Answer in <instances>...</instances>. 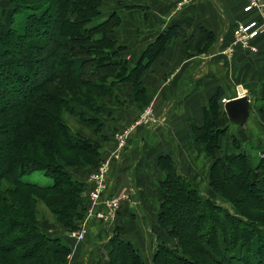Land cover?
<instances>
[{
    "label": "trees",
    "instance_id": "16d2710c",
    "mask_svg": "<svg viewBox=\"0 0 264 264\" xmlns=\"http://www.w3.org/2000/svg\"><path fill=\"white\" fill-rule=\"evenodd\" d=\"M8 1L9 22L0 23V264H68L71 248L41 230L39 207L68 231L80 226L89 204L87 176L106 152L97 139H107L97 116L101 103L117 99L116 84L127 81L140 113L153 97L140 75L177 37L179 26L158 33L131 62L112 34L119 25L116 12L92 24L102 16L101 0ZM223 92L208 98L204 121L192 124L191 132L212 159L208 187L227 205L203 197L169 154L157 156L165 177L157 183L156 217L175 243L159 241L151 264H264V151L254 162L233 136L236 151H222L220 138L231 123L220 103ZM66 114L92 127L95 137L72 130ZM32 171L51 182L25 179ZM77 171H85L86 180L77 178ZM111 171L109 196L118 192L117 170ZM123 234L117 227L109 238L108 264H146Z\"/></svg>",
    "mask_w": 264,
    "mask_h": 264
},
{
    "label": "crops",
    "instance_id": "0c3cea01",
    "mask_svg": "<svg viewBox=\"0 0 264 264\" xmlns=\"http://www.w3.org/2000/svg\"><path fill=\"white\" fill-rule=\"evenodd\" d=\"M101 2L102 20L116 12L119 25L112 34L119 45L125 46L123 55L131 62L137 61L143 49L165 28L178 25L179 33L140 75L147 92L153 93L151 102L144 108L148 109L152 122L134 126L125 158L111 171L117 170L113 175L116 189L128 194L131 204L124 203L112 222H91L88 240L77 244L72 243L73 238L62 225L54 224V234L43 231L59 237L71 248L69 264H108L106 253L111 247L107 239L118 225L124 231L123 238L135 245L141 258L149 264L157 237L146 218L151 217V227H159L157 183L165 177L157 166V156L169 154L181 174L202 191L206 189L210 193L207 197L214 195L208 187L212 159L206 155L204 145L194 142L191 132L192 124L203 123V108L208 98L223 89L220 103L224 109V101L238 94V86L249 98V119L242 125L228 124L227 133L220 138L223 152L233 146L229 140L232 136L264 145V33L251 39L249 48H234L233 55H226L222 51L233 42L236 25L259 17L257 11H243V0ZM125 6L134 7L125 9ZM205 30L211 34L209 37L203 33ZM130 92L131 85H117L116 94L121 102L112 110L105 134L112 125L130 124L139 113L140 106L133 102ZM109 143L104 142L105 150ZM84 174L85 171L75 172L77 178L86 180ZM135 213L140 216L132 218ZM160 229L169 237L165 229Z\"/></svg>",
    "mask_w": 264,
    "mask_h": 264
},
{
    "label": "rangeland",
    "instance_id": "374dc122",
    "mask_svg": "<svg viewBox=\"0 0 264 264\" xmlns=\"http://www.w3.org/2000/svg\"><path fill=\"white\" fill-rule=\"evenodd\" d=\"M10 9H11V3H10V1H8V0H0V23L2 24V25H7L8 24V22H9V14H10ZM99 20H102V18H97V21H94L92 24H95V23H97V22H99ZM116 60V59H115ZM40 69V71L41 72H44V69H41V68H39ZM119 70H121V68H118V70H116V71H119ZM125 71H128V70H125ZM118 84H121V85H127V86H129V85H131L129 82H127V81H124V82H120V83H118ZM118 84H116V86H115V88H116V91H117V85ZM125 91V90H124ZM123 90H122V92H124ZM118 97H120L119 95H118ZM118 97H117V99H113V98H111V100H108V99H106V100H104V102L102 101V109H101V111L99 112V113H97V116L99 117V119H100V121L103 123V127H104V129H105V124L106 123H109L108 122V118H110L111 117V114H112V110L113 109H115L114 107H115V105H119V103L118 102H121L119 99H118ZM141 112H143V110L141 111ZM140 112V113H141ZM140 113H138L139 115H140ZM138 114H137V116H138ZM64 119H65V121H66V123H68V125L72 128V130H74V131H80L83 135H86V136H90V137H95L92 133V130H93V128L92 127H86V126H81V125H78L77 123H76V119L75 118H73V117H71V116H69L68 114H66L65 116H64ZM249 119V118H248ZM243 124H245V123H243ZM236 125H239V124H236ZM236 125H234V126H236ZM242 125V124H241ZM117 127V126H116ZM114 125H112V127L110 128V130H109V132H108V134H105L104 133V136L105 137H107V141L108 142H110L109 143V147L107 148V150H106V152H105V149L106 148H104L106 145L104 144V142L106 141V140H104V139H102V137H98L97 139H99V141L101 142V146H102V149H101V146H100V150H102V153H103V151L105 152V154L103 153V156H102V158H101V160L99 161V163L101 162V161H105V160H107V159H110V161H109V163H110V169H109V173H110V171H111V167H112V165H113V162L115 161V159L113 158V159H111V153L113 152V150H114V148H115V145H116V139H117V132H118V130H117V128H116ZM237 128V127H236ZM103 130V129H102ZM102 132V134H103V131H101ZM111 136V139L109 140V137ZM229 140H231V137H230V139ZM240 140V143L242 144L241 145V148L242 149H245V151L248 153V155H250V157H252L253 158V161L255 162V161H257L258 160V155H259V153L261 152V151H264V145H262V144H260V143H258L257 141H255V140H253V139H249V140H241V139H239ZM230 144H231V142H230ZM229 152H235L236 151V149L234 148V146H232L231 147V149H229L228 150ZM125 158V152L122 154V157H121V159L119 160V162H122L123 161V159ZM116 163V162H115ZM149 166V165H148ZM95 170V169H94ZM93 170V171H94ZM92 172V171H91ZM90 172V173H91ZM109 173H107V175H106V177H108L109 176ZM231 177H233V174H232V176ZM24 178L25 179H28V180H34V181H37L39 184H41V185H45V184H48V183H50L51 182V180L50 179H48L47 177H44L43 175H42V173L41 172H38V171H32L31 173H29V174H27V175H25L24 176ZM233 181L234 182H237V181H235V179H233ZM108 182L110 183V182H112V180H111V178L109 179V177H108ZM194 182V181H193ZM110 185V184H109ZM199 187V186H198ZM200 191L202 192L201 193V195L203 196V197H207V196H209L210 195V193L206 190V189H203V191L201 190V187H200ZM118 193H120V196H122V198H121V201H120V206L117 208V209H115V211L114 212H112V214H111V216H108L107 218H99V217H97L96 216V214L95 213H92V214H87V212H86V215L83 217V219H82V222H81V224H80V226L78 227V228H76L75 230H70L69 232H76L77 234H80L79 232H83V237H81V238H73V239H71V241H72V243L74 244H77V242H81V241H83L84 239H86V240H88V238H87V233L89 232V228H90V223L91 222H100V223H106V222H112V220H113V218H115L117 215H118V210H119V212H120V209L122 208V206H123V204L124 203H127V204H129L131 201H132V198L129 196V197H127L126 198V193L125 192H117L116 194H118ZM128 195V194H127ZM86 196H88V194H86ZM213 198H214V200H216V202L217 203H219V204H221V205H223V206H226L227 204H225V202L223 201V200H221L216 194L215 195H213ZM135 200H137V198L135 197L134 198ZM137 202V201H136ZM131 204V203H130ZM134 205H137V204H133V206ZM40 209H41V213H42V215H41V218H40V227H41V230L43 231V230H49V231H51L50 233H53L54 234V231H55V228L53 227V226H55L54 224H57L56 222H54V221H52V219H51V217H50V215H49V212H48V210L46 209V208H44V205L43 204H41L40 205V207H39ZM137 213V212H136ZM132 214V218H134V216L135 215H137V217L138 216H140L139 214ZM150 219H151V217H148V218H146V221H147V224H148V226L151 228V231H152V233H153V235L154 236H156L157 237V239H154V241L156 240V244L159 242V241H162V242H165L166 244H168V245H173L174 243H173V241H175L173 238L171 239V238H169V237H166L165 235H164V233H163V231L159 228V227H151V225H150ZM92 225V224H91ZM117 227H119L118 225H116L110 232H113L114 233V231L116 230V228ZM78 231V232H77ZM44 232V231H43ZM68 232V233H69ZM45 233V232H44ZM107 233V232H106ZM113 233L112 234H110V236L108 237V239H107V243L109 244V238L113 235ZM46 235H49V234H47V233H45ZM161 234H163V235H161ZM107 235H108V233H107ZM49 236H52V237H56V236H53V235H49ZM71 237V236H70ZM61 240V239H60ZM74 240V241H73ZM62 241V240H61ZM71 243V242H70ZM95 244H97V242H95ZM90 246V245H89ZM135 246V245H134ZM136 247V246H135ZM92 247H90V249H91ZM154 250H155V247H154V249H153V252H154ZM71 252H72V250H71ZM71 254V253H70ZM106 255H107V253H106ZM152 255H153V253L151 254V257H152ZM151 259V258H150ZM68 262H69V257H68ZM70 263V262H69ZM68 263V264H69ZM152 263V259H151V261H149V264H151Z\"/></svg>",
    "mask_w": 264,
    "mask_h": 264
},
{
    "label": "built area",
    "instance_id": "2783aa9c",
    "mask_svg": "<svg viewBox=\"0 0 264 264\" xmlns=\"http://www.w3.org/2000/svg\"><path fill=\"white\" fill-rule=\"evenodd\" d=\"M243 11L254 10L259 13V17L252 18L246 22H239L234 28V38L233 42L226 46L222 51L226 55H233L235 46H239L243 49L249 48V41L256 36H259L260 33H264V1L263 0H243ZM224 100V99H223ZM152 122L150 118V113L148 109H144L140 113L138 120L126 126V128L121 129L117 132L116 145L111 153V159L120 160L122 154L126 151V145L130 137L131 131L134 129V126L139 123H149ZM110 159L101 161L99 166L88 174V198L89 204L87 209V214L95 213L99 218H107L111 216L112 212L115 211L120 206V201L122 196L120 193L109 196L108 188L109 182L107 173H109V163ZM129 195L126 194V198ZM76 231V230H75ZM78 232V231H77ZM69 232L68 234L72 238H81L83 237V232Z\"/></svg>",
    "mask_w": 264,
    "mask_h": 264
},
{
    "label": "water",
    "instance_id": "95a60500",
    "mask_svg": "<svg viewBox=\"0 0 264 264\" xmlns=\"http://www.w3.org/2000/svg\"><path fill=\"white\" fill-rule=\"evenodd\" d=\"M238 88V94L224 101V112L228 120L236 125L243 124L249 118V105L248 96L243 92V88Z\"/></svg>",
    "mask_w": 264,
    "mask_h": 264
}]
</instances>
